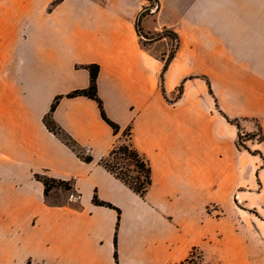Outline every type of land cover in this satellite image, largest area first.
I'll return each mask as SVG.
<instances>
[{
    "label": "crops",
    "instance_id": "1",
    "mask_svg": "<svg viewBox=\"0 0 264 264\" xmlns=\"http://www.w3.org/2000/svg\"><path fill=\"white\" fill-rule=\"evenodd\" d=\"M54 2L0 0V264H179L239 186V132L261 130L264 154V0ZM94 64L118 134L67 96ZM57 97L60 134L44 122ZM128 127L143 197L101 163ZM42 177L77 197L51 199Z\"/></svg>",
    "mask_w": 264,
    "mask_h": 264
},
{
    "label": "rangeland",
    "instance_id": "2",
    "mask_svg": "<svg viewBox=\"0 0 264 264\" xmlns=\"http://www.w3.org/2000/svg\"><path fill=\"white\" fill-rule=\"evenodd\" d=\"M172 46L169 56L174 53ZM241 123V122H240ZM262 131L239 132L238 148L243 152L240 163V181L234 195L223 203L208 209L214 223L212 237L191 249L186 259L195 251V261L205 264H232V257L239 255L238 264H264V154L260 142ZM131 142L125 134L120 136L116 154L107 158V164L131 184L143 181L144 171L130 158ZM126 147V148H125ZM130 149V148H129ZM255 156V157H254ZM55 188L54 200H66L77 195L65 190L67 182L42 177ZM64 187V188H63Z\"/></svg>",
    "mask_w": 264,
    "mask_h": 264
},
{
    "label": "trees",
    "instance_id": "3",
    "mask_svg": "<svg viewBox=\"0 0 264 264\" xmlns=\"http://www.w3.org/2000/svg\"><path fill=\"white\" fill-rule=\"evenodd\" d=\"M61 0H55L54 4L59 3ZM172 56H169L168 61L171 59ZM166 67H167V63H166ZM89 71H90V85L88 88L86 89H79V90H75L71 93H69L67 96L68 97H76V96H86L90 99L95 100L100 108V112L102 115V118L106 121V123L113 129L115 134H118L121 130L119 124H117L116 122H114L113 120H111L105 113V110L103 108L102 105V101L98 96V89H97V78H98V73H99V66L98 65H90L88 67ZM60 97H57L54 101V103L52 104L49 113L45 116L44 118V122L47 126V128L54 132L55 134H60V131L58 129V127L56 126L55 122L52 119V113L56 108V105L59 101ZM126 136H130L131 135V128L128 127L127 129L124 130L123 132ZM67 143L70 144L75 150H80V148H77L76 142L71 139V138H67ZM116 148L117 146L114 147V149L109 153V155L103 159L101 161V163L103 164V166L110 171L116 178H118L119 180H121L126 186H128L133 192H135L137 195L143 197L144 194L146 193V191L148 190L149 186L151 185V169H150V165L149 163L140 155V153L134 148L133 144L131 143L129 148H127L130 151V158L131 160L134 161L135 165L138 166L139 168H141L144 171V178L143 181H140V178L138 179V181L140 182V184L138 186L131 184L130 181H128L127 179H125L124 177L120 176L119 174H117L116 172H114V170L107 164V158L110 157L113 154H116ZM126 148V147H125ZM83 160L86 162H91L92 159L90 156H84ZM44 186H45V193L48 194V192L51 190V185L49 183H47L46 181L43 180ZM68 185V184H67ZM65 188L69 189V185L65 186ZM94 203L96 205H100V206H108V207H112V204L107 203L105 201H100L97 197H94ZM196 251V249H195ZM195 251H192L191 255L184 261H182L179 264H205L203 262H199L197 263L195 261Z\"/></svg>",
    "mask_w": 264,
    "mask_h": 264
},
{
    "label": "built area",
    "instance_id": "4",
    "mask_svg": "<svg viewBox=\"0 0 264 264\" xmlns=\"http://www.w3.org/2000/svg\"><path fill=\"white\" fill-rule=\"evenodd\" d=\"M159 7H160L159 6V3L157 1H154L152 3V5L149 7V11L151 13H154V12H156L159 9ZM147 9L148 8H144V10L142 11V13L145 12ZM178 44H179L178 37H174L173 38V44H172V51H171L172 53H175L176 52V49L178 47Z\"/></svg>",
    "mask_w": 264,
    "mask_h": 264
}]
</instances>
